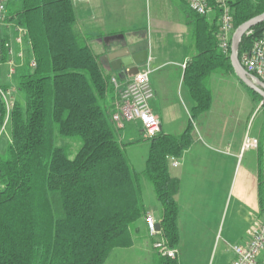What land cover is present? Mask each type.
I'll use <instances>...</instances> for the list:
<instances>
[{
    "label": "trees",
    "instance_id": "trees-1",
    "mask_svg": "<svg viewBox=\"0 0 264 264\" xmlns=\"http://www.w3.org/2000/svg\"><path fill=\"white\" fill-rule=\"evenodd\" d=\"M209 2L214 20L187 13L192 43L183 82L193 99L191 118L211 107V74L234 73L229 55L218 46L219 10ZM228 3L234 29L264 12V0ZM7 20L26 29L36 67H28L27 56L17 71L22 105L15 100L10 141L0 155V264H105L113 250L146 237L143 179L157 201L159 237L175 249L179 181L169 174L167 157H180L191 143V122L178 136L160 130L142 138L148 156L144 169L135 171L124 153L133 142L122 140L124 128L112 117V73L93 51L74 0H11ZM263 29L264 22L242 36L238 56ZM4 118L0 99V128ZM258 199L264 212L259 180ZM152 262L178 264L156 250Z\"/></svg>",
    "mask_w": 264,
    "mask_h": 264
},
{
    "label": "crops",
    "instance_id": "crops-1",
    "mask_svg": "<svg viewBox=\"0 0 264 264\" xmlns=\"http://www.w3.org/2000/svg\"><path fill=\"white\" fill-rule=\"evenodd\" d=\"M149 1L150 4H140L138 0H74V4L82 28L89 34H100L96 38L97 53L105 55L121 47L112 43L113 36L118 34L129 35L128 42L122 46L146 44L147 61L139 66V70L146 66L151 69L149 77L154 97L150 107L160 120V130L178 136L190 122L192 124L191 143L180 157H174L177 165L172 166L168 162L169 174L179 181L175 195L178 206L179 242L175 248L178 264H208L220 229V204L230 191L240 157H245L244 167L241 166L243 172L233 188L234 201L228 228L224 235L221 236L222 230L220 232L222 249L219 256L222 262L218 260L217 264H228L232 257L231 240H242L239 244L248 242L252 230L264 221L258 199L257 170L252 166L251 153L254 150L253 147H243L245 136L242 132L236 134L222 130L216 115L211 114V107L191 118L193 99L183 82L184 65L192 43V26L187 23L189 8L183 0ZM214 18L212 9L206 19L212 21ZM104 65L120 81L131 76L128 68L113 70L105 59ZM5 71L2 67L0 84L13 91V78L6 80ZM142 199L144 202L143 195ZM145 209L158 222L157 209ZM143 227L146 238H151L145 224ZM153 241L151 245L142 242L139 248L144 258L139 261L153 264ZM225 256L226 260L222 259Z\"/></svg>",
    "mask_w": 264,
    "mask_h": 264
},
{
    "label": "built area",
    "instance_id": "built-area-1",
    "mask_svg": "<svg viewBox=\"0 0 264 264\" xmlns=\"http://www.w3.org/2000/svg\"><path fill=\"white\" fill-rule=\"evenodd\" d=\"M11 0H0V72L5 67V78L11 80L18 69L25 63L17 64L14 58L22 59L24 54L21 51L23 44L26 45V56H28V67L34 69L36 61L30 52L31 41L27 36L26 29L16 22L15 30L18 35L14 39V44L19 50L14 53L11 42L5 37L6 30L9 29L7 20V6ZM187 7L200 16H206L213 8L209 0H183ZM219 10L217 40L220 51L223 54H230V40L234 31L233 15L229 6V0H212ZM238 56V53H237ZM24 57V58H25ZM238 60L243 69L253 79L264 84V29L261 34L238 56ZM185 67V65H184ZM151 69L146 66L138 70L124 81H120L117 76L111 77V84L115 93V105L113 120L119 128H124L127 123H138L148 137L160 131V120L152 112L150 101L154 97V90L150 84ZM13 91L0 84V99L5 107V118L0 128V135L9 122L15 99ZM256 140L247 138L243 147H253ZM170 165H177V159L173 156L167 157ZM145 226L149 237L156 238L153 241V248L162 256L176 258L177 251L168 248L159 236L155 217L147 213L144 218ZM232 257L228 264H264V221L256 226L248 242L244 244H234L231 246Z\"/></svg>",
    "mask_w": 264,
    "mask_h": 264
},
{
    "label": "rangeland",
    "instance_id": "rangeland-1",
    "mask_svg": "<svg viewBox=\"0 0 264 264\" xmlns=\"http://www.w3.org/2000/svg\"><path fill=\"white\" fill-rule=\"evenodd\" d=\"M138 1L140 2V4H150L149 0ZM177 1L179 2V0ZM8 23L9 29L6 30L5 37H7V39L11 42L14 53H16L19 50L18 45L14 44V39L18 35L17 31L15 30L16 23L15 21H9ZM82 29L90 37V45L93 51L103 57L104 54L97 53L99 46H97L96 38L99 37L100 34H89L84 30V28ZM113 37L115 38H113L112 43H115L119 46L126 44L129 40L128 34H118ZM21 51L25 57V44H23V46L21 47ZM24 57L22 59L14 58V61L19 64L23 62V59L26 58ZM18 77V73L13 76L12 81H14L15 87L13 88L12 95L14 99H17L22 105V93L17 88ZM208 86L210 88L212 96L211 114L212 116L214 114L216 115L220 128L227 132L233 131L236 134L242 132L243 136H245L243 143L247 138H252L256 140V144L255 146H253L254 151H252L251 153L254 162L252 166L253 169L257 170L258 180L261 181V185L263 186L264 192V103L261 104L262 98L259 99L258 97L253 95L249 89H247L237 80L234 73L225 72L220 69L215 70L211 74L208 79ZM195 122H197V120ZM10 134L11 125L8 122L4 129V132L0 135V155H3L7 149ZM121 134L122 140L124 142H133L125 146L124 153L127 159L129 160L132 168L137 172H141L145 167V162L149 150L148 141L142 138H147L148 136L146 135L142 127L138 123L135 124V122L127 123L126 127L121 130ZM75 148L76 145H74V149ZM245 161V157H240L239 163L237 164L236 170L234 172L230 191L226 196L225 201L220 204V229L216 235L214 247L211 251L208 264H217L218 260L222 262V260L220 259L221 257L219 256L220 251L222 249V240H220V232L222 230V236L227 231V224L230 218V214L232 212L234 201L233 188H235L238 184L241 173L243 172V168L241 166L244 167ZM141 189L142 195L144 197L145 208L151 210L157 209L158 211L157 201L152 185L147 179L142 180ZM243 212L244 210L242 211V213ZM242 224L244 227L243 222ZM234 238L235 237L233 235L232 239ZM155 239L156 238L147 239L146 237H144V239L138 240L134 247L127 249H115L108 256L105 264H150L149 261H139L140 258H144V254L140 251L141 249L139 247L143 241L151 245L152 241ZM236 243H242V240H231L229 244L234 245ZM154 252L155 250H153L152 248L151 254H153ZM222 259L226 260V256Z\"/></svg>",
    "mask_w": 264,
    "mask_h": 264
},
{
    "label": "water",
    "instance_id": "water-1",
    "mask_svg": "<svg viewBox=\"0 0 264 264\" xmlns=\"http://www.w3.org/2000/svg\"><path fill=\"white\" fill-rule=\"evenodd\" d=\"M264 22V12L251 17L239 24L233 31L230 40L229 59L233 72L239 82L246 88L257 93L264 103V84L258 80H253L240 65L238 60V46L242 36L254 25ZM148 52L145 43L127 44L115 50H110L103 57L109 61L113 70L128 68L129 74L133 75L139 70V66L147 61ZM157 231L160 230V224H155Z\"/></svg>",
    "mask_w": 264,
    "mask_h": 264
}]
</instances>
